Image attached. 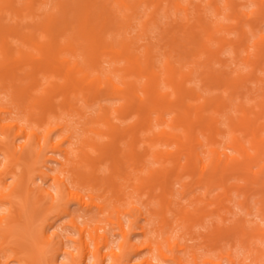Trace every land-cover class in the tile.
<instances>
[{
	"label": "bare ground",
	"instance_id": "6f19581e",
	"mask_svg": "<svg viewBox=\"0 0 264 264\" xmlns=\"http://www.w3.org/2000/svg\"><path fill=\"white\" fill-rule=\"evenodd\" d=\"M223 2L225 8L230 10L229 16L232 15L235 20V28L239 34L236 42L215 37V32L226 29L225 25L189 22L190 7L184 0H56L53 4L55 11L49 12L34 29L27 32L21 31L18 24L13 26L5 23L3 15L6 12L20 18L35 15L39 0H0V87H12L11 93L18 105L29 100L23 108L28 117L36 114L34 118L42 124L22 125L11 116L12 109L0 105V150L10 164L23 165L19 175L10 170L13 178L11 188L5 186L4 178L0 177V185L3 187L0 188V206L10 196L21 199L22 211L11 214L8 225L18 224L22 213H26V199L30 201L34 193L29 188L28 181L33 183L37 178L41 182L38 195L46 203L43 207H34L36 214L45 211L68 214V225L78 234V253L68 264H247L245 259L248 257H240L234 250L232 237L239 239L248 256L255 255L259 258L264 255V249L257 245L253 247L251 243L258 240V245L261 246L264 242V225H246L242 220L232 228L215 231L210 240L214 245L223 240L222 246L220 245L216 255L204 256L200 260L194 250L187 255L186 247L178 241H171L168 236L158 239V231L166 232L171 225L167 213L193 223L200 220L209 212L206 206L215 204L223 207V201L230 199L228 179L235 174L245 175L248 171L251 174L247 173L242 179L247 189L255 188L262 192L260 209L264 219V80L256 75L258 70H262L260 61L264 60V36L253 42L252 54L248 52L250 45L247 36L249 32L256 34L255 31L260 29V21H264V0H259L258 9L249 14L235 8L236 5L231 0ZM209 3L216 13H221L223 5L216 0H210ZM141 6L147 16L141 24L144 32L148 29V23L157 25L160 11L167 14L170 9H174L175 12H182L187 20L185 26L176 21L175 28L167 31L171 34V50L177 51L178 59L171 58V50L165 51L162 69L155 65L157 56L150 45H146L144 52L139 54L131 38L120 37L115 40L107 37V34H123L132 25V20L139 16ZM115 7L123 12V21L118 19ZM37 30L50 35L47 43L37 42ZM8 34H19L23 42L31 43L37 48L41 57L37 58L21 49H18L16 56L6 38ZM208 42L215 44V49ZM224 48L231 50L234 64L240 61L249 68L248 73L238 71L232 76L230 72L233 70H229V73L226 70L215 72L209 68L201 72L204 74L202 85L216 89L225 87L229 98L204 96L195 87L187 86L194 71L189 69L185 72L179 57L202 53L206 54L207 64L216 61L221 67H229L219 58V53ZM78 56L82 57L85 64L78 61ZM27 59L35 60L25 76L29 80L25 84L21 81L15 83L19 79L16 63ZM120 60L124 62L121 66L117 64ZM100 61L107 62L110 69L99 68ZM9 62L13 63L7 68ZM43 70L45 74L61 72L62 81L52 82L43 96H32L31 91L39 85L37 73ZM250 80L261 83L262 94L256 99L248 97L242 100L238 91ZM161 83L171 89L176 101L177 113L169 122L165 113L170 111V103L167 101L168 94L161 93ZM57 96H60L58 105L54 103ZM78 96L86 104L96 102L98 111L84 117L75 105L74 100ZM107 98L118 99L120 105L114 111L120 119L134 116V123L124 128L115 125L110 119V108L101 103ZM189 101L192 103H188ZM234 101L236 102L233 103ZM33 104L37 108L35 112L31 110ZM233 105L235 116L228 113ZM57 110H65L67 113L73 111L83 117L80 129L84 133L104 135L105 130L109 131L112 135L111 143L101 144L85 137L79 139V146H73L76 138L74 128L66 121L49 120V116H54ZM152 114H156V117H152ZM222 116L226 118L225 121H222ZM153 121L165 124L166 127L156 131ZM221 123H226L227 128H221ZM100 124L105 125L104 129ZM198 126H201V137L196 133ZM171 127L181 128V132L167 129ZM54 133H59V138H52ZM127 134L128 151L125 152L118 143ZM141 134L145 135L144 138L149 143L157 140L178 141L182 149L186 150V162L181 165L174 156L176 162L173 168L151 173L149 178L136 177L137 190L155 187L160 189V193L154 196L159 207H149L147 210L133 207L136 219L128 226L122 219L126 211L115 203L124 194L123 186L116 178L129 179L127 167L131 164L135 168L142 162L145 154L136 152ZM223 136H228L227 141L221 140ZM84 147L93 148L101 157L89 156ZM47 151L57 152L59 158L41 159ZM76 151L80 153L79 158L73 165L74 169H71L74 162L72 154ZM170 155V151L155 152L158 158H168ZM48 159H53L55 168L47 166ZM103 159L108 160L111 167L110 174L104 177L97 173L98 164ZM253 166L257 169L253 170ZM177 169L182 172L177 174L178 178L184 174L189 177V182L183 184L184 194L195 188L203 191L200 197L193 196L195 207L200 209L197 212L175 208L170 178L176 174ZM33 170L37 171L36 175H30ZM49 181L56 190L51 186H44ZM8 188L10 191L6 192ZM106 188L112 196L108 201L106 195L98 193ZM217 189L220 190L219 199L214 202L211 200V193ZM70 203L78 205L85 214L93 212L91 221L83 220L82 215L70 213ZM240 203L249 212L247 198ZM44 218L43 221L47 219ZM6 219V216L0 214V226ZM140 219L143 220L142 223ZM33 220L28 222L27 234L21 232L18 235L20 239L17 238V242L23 243L28 235L27 240L33 245L28 250L29 254L27 253L29 261L34 260V251L41 254L46 264L54 263L59 255L69 254L72 257L64 235L60 232L63 228L49 234L46 226L41 223L33 224ZM109 224L116 225L122 238L118 251L110 245L107 232ZM135 233L142 234L143 239L132 242L131 238ZM1 235L7 237L4 232ZM240 236L243 238L240 239ZM54 238L56 242L53 243ZM137 255L140 256L139 260L131 262L132 257ZM253 263L256 264L257 261L250 260L248 264Z\"/></svg>",
	"mask_w": 264,
	"mask_h": 264
},
{
	"label": "rangeland",
	"instance_id": "374dc122",
	"mask_svg": "<svg viewBox=\"0 0 264 264\" xmlns=\"http://www.w3.org/2000/svg\"><path fill=\"white\" fill-rule=\"evenodd\" d=\"M24 1V0H22ZM56 0H39L38 8L36 10L35 15H25L23 17H17L16 15L10 14L9 12H6L3 15V21L9 25H20L21 31L27 32L28 30L34 29L36 24L45 18V16L49 12H54V2ZM189 8V14L188 19L189 22L195 23L197 21L200 22H207L211 24L212 26L215 25H225L226 29L215 32L216 38H224L227 40H231L233 42H236L238 40L239 34L237 33V30L235 28V20L232 18L233 16L230 15V10L225 8V3L223 0H216L220 5H223V9L221 10V13H216L214 10V7L212 4L209 3L210 0H184ZM240 11H245L248 14L252 11H256L258 9L259 0H231ZM116 14L118 19L123 21V12H119L118 9L115 7ZM140 14L139 16L132 20V25L126 29L123 34H107L108 38H113L115 40H118L120 37L125 38H131L134 42V45L136 47V51L139 54H142L144 52V49L146 45H150L153 50L156 53V59H155V65H157L159 68L162 69V65L164 63L165 57L164 52L169 51L172 48L170 47V33H167V31L171 30V28H175V22H179L182 26H185L187 23L186 18L184 17V14L182 12H175L174 9H170L167 14L164 13V11H160L157 15L158 23L157 25H152L151 23H148V29L146 32L142 30V22L146 19V12L144 11V7L141 6L139 8ZM260 21V20H259ZM247 29V26H245ZM259 30H256V34H252L249 32L247 34L248 40H249V49L248 52L250 54L254 51L253 42L257 39H259L260 36H264V21H260L259 24ZM174 31V30H173ZM7 40L10 44V47L14 50L15 55L18 51V49H21L23 51H27L33 54V56L40 58L41 54L38 52L37 48L31 43L23 42L22 38L19 34H8ZM50 38L49 34H46L45 32H42L41 30H37L36 34V40L38 43L43 44L47 43ZM185 41V40H184ZM262 43L264 45V37L262 39ZM208 44L215 49L216 45L212 44L211 42H208ZM1 45V43H0ZM172 59H178L177 51L171 50ZM243 53L241 54V56ZM18 56V55H16ZM68 57L72 60L73 57L67 54ZM219 58L222 59V61L225 62L226 65H229V67H221L219 62L212 61L210 64H207V57L206 54H198L197 56H184L179 57V61L184 64L183 70L186 72L189 69H192L194 72L191 77V81L187 82L186 85L190 87H195L197 90H200V92L204 96L209 95H218L221 96L224 99L229 98L228 89L225 87L221 88H214V87H204L202 85V78L204 74H202V71H206L209 68L213 69L215 72H219L221 70H226L227 72L229 70H233L230 72L232 76L238 71H242L243 73H248L249 68L245 65L241 64L240 61H237L236 64L233 63V55L229 48H224L219 53ZM241 58V57H240ZM0 59H1V46H0ZM78 61L80 63H84V60L81 56H78ZM33 59H27L22 62L16 63L17 69L16 73L18 76V80L15 81V83H19L20 81L25 84L29 78L25 77L30 72L32 66L34 65ZM13 62L7 63V68H10L12 66ZM85 64V63H84ZM117 64L119 66L123 65L124 62L120 60ZM14 65V64H13ZM99 68L104 70H109L110 66L107 62L100 61ZM260 67L262 70H258L256 72L257 77L262 78L264 80V60L260 61ZM229 73V72H228ZM37 77L39 78V85L35 90L31 91L32 96H43V93L46 89L50 88V85L52 82H61L62 75L61 72L57 71L52 74H45L44 70L39 71L37 73ZM144 79H142L143 82ZM261 83L255 80H250L246 83L245 86L241 87L238 91V94L242 96V100H246L248 97H251L252 99L259 98L262 92L260 91ZM161 93L168 94L167 101L170 103V107L165 113V118L168 120V122L173 119L175 114L177 113V106L175 97L171 92V89L166 86L164 83H161ZM12 87L6 86V87H0V105L7 106L8 108L13 110V113L11 116L15 118L20 124L25 126H36V125H42L41 122H38L36 118V114L31 115V117H28V113L26 109L23 108L29 100H25V102L22 105H18L17 100L13 98L11 93ZM237 95V94H236ZM60 96H57L54 98V103L59 104ZM202 99H200L201 101ZM75 105L77 108H79L80 112L84 114V117L94 115L98 111V105L96 102H91V104H86L84 99L81 98V96H78L75 100ZM199 102V101H198ZM234 101L233 103H235ZM103 105H107L110 108V119L111 121L119 126L120 128L127 127L129 125H132L134 123V116H129L127 118L120 119L117 113L114 111L115 108L119 107L120 101L118 99L114 98H107L102 100L101 102ZM188 103H192L189 101ZM175 104V105H174ZM20 106V107H19ZM172 108V109H171ZM33 109V110H32ZM31 110L35 112L37 110L35 104L32 105ZM228 113L232 116H235V105L231 106ZM10 114H6V116H9ZM56 116L59 118H56ZM49 120L54 122L56 120L59 121H66L71 127L74 128V132L76 135V138L74 139L75 144L73 146H79V139L90 137L95 142H99L101 144H110L112 135L109 133V131L105 130L104 135H98L91 132H82L81 127L83 126V120L84 118L79 116L78 114L74 113L73 111H61L57 110L54 116L51 114L49 116ZM152 117H156V114H152ZM30 118V119H29ZM226 118L222 116V121H225ZM154 122V129L156 131L160 130L161 128H165L166 125H160ZM100 127L104 129L105 125L100 124ZM221 128H227L226 123H221ZM80 129V130H79ZM170 131H174L177 133L181 132V128H167ZM196 133L201 137V126H198L196 128ZM264 135V132L262 133ZM2 137V136H0ZM145 135L141 134L139 136L140 140L136 144V152L145 154L142 157V164H138L137 167H133V165H129L126 169V171L129 174V179H122V178H116V181L123 186V192L124 194L121 195L120 199L118 201H115L116 204L119 205V207L126 211L125 215L123 216V221L126 223V225L130 226L132 221H134L136 218V211L133 207H140L143 210H147L149 207H156L158 208L159 205L155 202V195L160 193V189L158 187L155 188H144L142 190H137L135 188V184H137L136 177H142V178H149L151 173L160 172L164 170L171 169L175 166V157L178 158L179 163L182 165L186 162V150H183L182 146H180L178 141H163V140H157L153 143H149V141L145 140ZM52 138H59V133L52 134ZM129 139V135L127 134L124 138H122L119 141V147L124 150L125 152L128 151L127 141ZM228 136H223L221 140L224 142L227 141ZM1 149V148H0ZM87 154L93 158H100L101 155L98 151L94 150L91 147H84ZM182 149V150H181ZM161 150V151H170L171 155L168 158H158L155 156V152ZM230 153V151H227ZM44 157H54L59 158V155L57 152H45ZM79 152L76 151V153L72 154V159L74 160L73 164L71 165V169H74V164L76 163V159L79 158ZM234 154V153H232ZM130 163V161H129ZM39 164V163H38ZM37 164V165H38ZM47 166L50 168H55V162L53 159H48ZM79 166V165H78ZM77 166V168H78ZM110 165L109 161L106 159L101 160V162L98 164V175L99 176H108L110 174ZM23 169V165L20 163L16 164H10L9 160L5 157V155L0 150V177L4 178V184L5 186L12 187L13 184V178L10 173V170L14 171L16 174H20ZM139 169V170H137ZM253 170H256L257 167L253 166ZM37 171L33 170L30 175L34 174L36 175ZM176 174L172 175L170 178V186L174 191V197H175V208H183L188 209L190 212H197L199 208H196L194 203L195 199L194 197H200L202 194V190L199 188H195L192 191H189L187 193H183L184 183L189 182V177L184 174L182 177L178 178L177 174L182 173L181 170L177 169L175 171ZM248 174H251L250 171L247 172ZM246 173V174H247ZM246 174H235V176H231L228 179V185H229V200L223 201V207L216 206L215 204H211L206 206V208L209 210L208 214L204 217H202L200 220H197L196 222H189L185 221L183 219L177 218V216L167 213L170 220V227L167 229L166 232L158 231V239H161L165 236H168L171 241H178L181 245L186 247L187 255L190 254L191 250H194L198 254L199 260L202 259L204 256H213L216 255L218 252L219 247L222 246L223 240L219 241L216 245H214V242L210 240L212 235L216 233L215 231L222 230L226 227L232 228L236 222L239 220L244 221L246 225H252V224H260L264 225V219L262 217V211H261V198H262V192L255 189V188H249L247 189L245 186V182L243 181V177L246 176ZM239 175V176H238ZM238 176V177H237ZM41 185V182L36 178V181L33 183L28 181V186L33 191V197H31V200L28 201L26 199V206L27 211L25 214L22 213V219H20L19 223L16 225H8V221L10 220L11 214L21 212L22 206H21V199L20 197H8L6 200L3 201L2 205L0 206V214L6 216V220L2 223L0 226V264H46L45 260L42 259V256L37 251H34V260L29 261L27 255L28 250L33 248V245L29 243L27 240L28 235L24 239L25 242L20 243L17 242L18 235L23 232L26 233V230L29 228V221L31 219L33 220V224H43L46 226L47 232L50 234L53 230H61L63 228L62 234L64 235V239L66 244L69 246V251L72 255V257L69 254L66 255H59L58 258L54 261L52 264H68L71 260V258H75L78 251H77V245L79 244L77 242L78 240V234L76 230L71 228L68 225L69 215L68 214H57L56 212L48 213V211H45L43 213H37L34 211L35 206H45L44 204L46 201L44 198L40 195H38V189ZM44 186H51L52 189L56 190V187L52 185V182L49 181ZM0 188H3L0 185ZM10 191L8 188L6 192ZM37 192V193H36ZM98 193H102L107 196V201L112 196L108 189L106 188L105 191L100 190ZM220 193V190L217 189L213 191L212 198L214 202L219 199L218 194ZM153 195V196H152ZM153 197V198H151ZM245 198H247L250 210L247 212L246 208L241 205L240 202L244 201ZM113 201V200H112ZM111 204V203H110ZM198 207V206H197ZM200 210V209H199ZM69 211L70 213L79 214L83 216V220L91 221V215L93 212L85 214L84 210L79 209L78 205L74 203L69 204ZM47 215V216H46ZM26 216V217H24ZM31 216V217H30ZM46 216V218H44ZM28 218V219H27ZM43 218L45 221H43ZM143 220L140 219V223H142ZM104 224V223H103ZM18 228V229H16ZM21 229V231H20ZM4 232L7 234V237H3L1 233ZM107 232L109 234V240L110 245L112 248L117 250V247L122 242V238L119 234V231L115 224H109L107 225ZM18 238V239H17ZM233 238V237H232ZM234 243V250L238 253L240 257H248L245 259V262L248 264L250 260L257 261L256 264H264V255L261 257H257L255 255H247V250L244 249L239 242V239H232ZM243 236H240V239H242ZM143 239V235L140 233H135L132 235V242H138ZM53 243L56 242V238L53 239ZM250 243V242H249ZM252 246H256L259 248L264 249V242L260 245H258V240H254L251 242ZM221 245V246H220ZM251 246V244H250ZM118 251V250H117ZM28 253V254H27ZM143 254V253H142ZM140 256H133L131 259V262H137L139 260ZM28 261V263H26ZM51 263V261H50ZM254 264V263H253Z\"/></svg>",
	"mask_w": 264,
	"mask_h": 264
}]
</instances>
